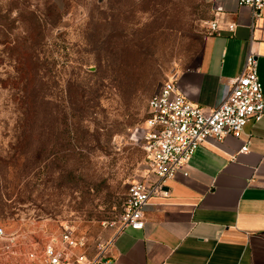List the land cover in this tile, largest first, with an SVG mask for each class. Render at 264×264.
<instances>
[{
	"label": "rangeland",
	"instance_id": "1",
	"mask_svg": "<svg viewBox=\"0 0 264 264\" xmlns=\"http://www.w3.org/2000/svg\"><path fill=\"white\" fill-rule=\"evenodd\" d=\"M213 17L210 0H0V264L107 250L129 184L151 174L149 100Z\"/></svg>",
	"mask_w": 264,
	"mask_h": 264
},
{
	"label": "crops",
	"instance_id": "2",
	"mask_svg": "<svg viewBox=\"0 0 264 264\" xmlns=\"http://www.w3.org/2000/svg\"><path fill=\"white\" fill-rule=\"evenodd\" d=\"M210 2L218 30L209 29L196 61L176 73L190 101L206 111L221 103L249 49L257 53L264 93V7L255 13L237 0ZM245 142L249 149L241 152ZM185 171L149 197L143 228L118 229L90 262L264 264V115L239 137L202 143Z\"/></svg>",
	"mask_w": 264,
	"mask_h": 264
},
{
	"label": "built area",
	"instance_id": "3",
	"mask_svg": "<svg viewBox=\"0 0 264 264\" xmlns=\"http://www.w3.org/2000/svg\"><path fill=\"white\" fill-rule=\"evenodd\" d=\"M240 6H250L255 13L264 7V0H237ZM231 24L229 29L234 30ZM218 30V22L210 24ZM229 91L221 103L206 111L192 103L188 95L171 78L161 83L149 100L146 128L143 131V149L153 177L132 181L119 217V229L144 227V210L149 197L159 193L165 182L176 173L187 175L186 166L202 143L219 144L228 135L239 137L250 121H259L264 115V93L258 75V58L249 49L239 75L229 79ZM249 149L247 142L241 152ZM3 229L0 227V234ZM65 238L68 240L69 235ZM51 264H58L62 255L49 247ZM81 256L79 261H83ZM88 264H92L89 261Z\"/></svg>",
	"mask_w": 264,
	"mask_h": 264
},
{
	"label": "trees",
	"instance_id": "4",
	"mask_svg": "<svg viewBox=\"0 0 264 264\" xmlns=\"http://www.w3.org/2000/svg\"><path fill=\"white\" fill-rule=\"evenodd\" d=\"M28 120H30L29 118H28ZM27 120V121H28ZM31 125H30V122L28 121L27 123H25V125H24V127H23V135H24V138H23V140L24 141H26L27 140V135H28V129H29V127H30Z\"/></svg>",
	"mask_w": 264,
	"mask_h": 264
},
{
	"label": "water",
	"instance_id": "5",
	"mask_svg": "<svg viewBox=\"0 0 264 264\" xmlns=\"http://www.w3.org/2000/svg\"><path fill=\"white\" fill-rule=\"evenodd\" d=\"M177 77V74H175L172 78H176Z\"/></svg>",
	"mask_w": 264,
	"mask_h": 264
}]
</instances>
